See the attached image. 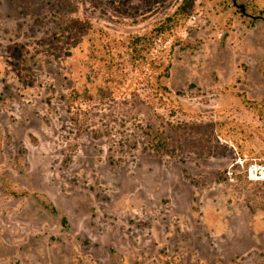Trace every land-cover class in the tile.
<instances>
[{
    "label": "rangeland",
    "instance_id": "obj_1",
    "mask_svg": "<svg viewBox=\"0 0 264 264\" xmlns=\"http://www.w3.org/2000/svg\"><path fill=\"white\" fill-rule=\"evenodd\" d=\"M181 1L0 0V264H264V0H188L155 95Z\"/></svg>",
    "mask_w": 264,
    "mask_h": 264
},
{
    "label": "trees",
    "instance_id": "obj_2",
    "mask_svg": "<svg viewBox=\"0 0 264 264\" xmlns=\"http://www.w3.org/2000/svg\"><path fill=\"white\" fill-rule=\"evenodd\" d=\"M187 7L188 0H182L173 13L165 17L163 21L154 25L142 35L132 36L127 39L125 47L127 49V54L130 57V61L132 63L135 62L141 71L140 73L143 74L142 76L140 75L139 80H143L141 82H144L155 95H162L168 91L164 80L168 78L170 62L164 55L157 53L158 51L153 53L154 43L165 32L176 27L180 20L184 21L188 18V13L184 10L187 9ZM103 48L104 47L101 49H96L98 52L97 54L99 55L98 61H103L107 68L115 66V63H113V58L110 55V48ZM147 55H149V57H147ZM144 66L149 69L147 76L142 73V68ZM250 104L255 106V103L252 101H250ZM191 127L197 131V125ZM148 129L150 131L144 133L146 140L142 141L144 146L142 148H150L156 152L168 154L180 149L181 144H174V142H181L180 139L173 140L168 135H165L163 130H159L158 128L148 127ZM183 141H187V143H189L191 140H186V138H184ZM135 146L136 142L131 143V147Z\"/></svg>",
    "mask_w": 264,
    "mask_h": 264
},
{
    "label": "built area",
    "instance_id": "obj_3",
    "mask_svg": "<svg viewBox=\"0 0 264 264\" xmlns=\"http://www.w3.org/2000/svg\"><path fill=\"white\" fill-rule=\"evenodd\" d=\"M251 168L255 169V174L253 175L255 180H264V163L254 161L248 165V169Z\"/></svg>",
    "mask_w": 264,
    "mask_h": 264
}]
</instances>
